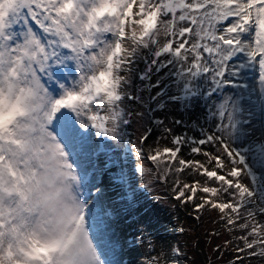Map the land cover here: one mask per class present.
Segmentation results:
<instances>
[{
    "label": "snow or ice",
    "instance_id": "6c2138e0",
    "mask_svg": "<svg viewBox=\"0 0 264 264\" xmlns=\"http://www.w3.org/2000/svg\"><path fill=\"white\" fill-rule=\"evenodd\" d=\"M152 46L185 78L208 76L209 96L219 93L210 110L216 123L200 138L174 136L163 170L158 148L135 147L138 171L167 183L191 166L205 182L177 176L174 198L191 203L197 220L206 207L218 210L229 232L247 230L234 250L264 256V0H0V264H110L91 235L103 221L81 191V157L92 130L122 139L121 72ZM241 56L247 63H234ZM68 61L80 75L54 94L52 69ZM251 63L258 92L234 79ZM209 145L211 169L183 158L172 169L184 147L199 155Z\"/></svg>",
    "mask_w": 264,
    "mask_h": 264
},
{
    "label": "rangeland",
    "instance_id": "374dc122",
    "mask_svg": "<svg viewBox=\"0 0 264 264\" xmlns=\"http://www.w3.org/2000/svg\"><path fill=\"white\" fill-rule=\"evenodd\" d=\"M133 11H136L135 6ZM126 31H128L127 27ZM108 39L112 40L114 37H108ZM246 39H251V35L246 34ZM161 42H164L163 39ZM125 46L130 48L131 44L128 43ZM154 50L155 46L139 48L122 69L121 75L124 76V82L120 89L122 100L119 103L123 111L122 118L126 121L120 129L122 139L113 141L96 135L95 130H92V133L88 135V143L83 149L84 155L81 159L83 170L87 172V179L81 191L88 204L94 205V211L103 221L91 233L94 243L103 253L102 258L109 260L110 264H199L192 246L195 243L199 245L200 238L207 235V231L201 233L203 219L210 225L223 226L212 232L211 236L219 242L218 245L221 247L219 264H241V260L233 259L234 256H231L235 251H232V248L244 246L234 237L245 235L247 230L237 228L229 232L224 221H220L219 212L213 209L206 212L201 220H197L195 219L197 213L193 211L191 203L184 204L174 198L172 181L177 176L181 183L189 184L194 180L203 184L206 177L194 171L191 166H186L178 174L174 171L170 173L167 183L159 182L154 176L148 177L138 171L135 147L143 143L145 151L149 148L153 150L158 148L161 151L159 168L163 170L164 161L169 159V155L163 153V149L174 147L172 144L174 136L200 138L204 129L212 131L216 123L210 115V110L214 101L218 99L219 93H217L218 96H209L213 86L208 76L200 74L194 78H185L177 64L172 65L174 60L171 56L156 57ZM241 62L247 63L246 58L241 56L239 60H234L237 64ZM52 72L53 79L49 87L55 86L54 94H58L59 83H70L80 75L72 61L54 67ZM167 75L172 82L168 81ZM177 76L179 89H170V86H173V79ZM234 79L237 84H248L256 88L258 92V65L251 63ZM227 91L236 94L240 89ZM170 94L171 98L174 94L178 95V99L170 100ZM190 98L196 104L190 102ZM256 98L254 93L252 99ZM254 122L257 125L260 124L259 109ZM141 124L144 128L146 127L144 133L140 131ZM81 131L85 130L81 129ZM261 132H264V129ZM144 137H147L146 141ZM203 151L215 154L216 150L211 145L202 146V153L196 155L191 154L188 147H184L172 162V169L180 167L178 164L180 158L200 161L211 169L215 162L207 164V157L203 155ZM149 166H151L150 162ZM226 167L230 170L231 165ZM116 175L120 177L118 180L114 179ZM136 175L137 180L133 181ZM244 182L250 181L245 179ZM209 184L212 185V182L209 181ZM97 188L100 191H97ZM146 188H151L156 197L147 198L149 194H143ZM202 195L204 194L197 192V203L200 202L199 197ZM135 200L139 202L134 203ZM125 208L129 211L128 213H125ZM185 210L189 213L186 214ZM134 213L137 217L132 223H128L126 219H130L129 216L133 217ZM152 214H155L159 221L155 216H149ZM257 219L264 220V217H257ZM243 222L240 220L237 223ZM134 240L139 242L133 245ZM226 241L231 243L226 244ZM174 249H179L180 252L177 253L173 251ZM252 251L258 253L259 249L240 253L242 256L240 258H243L242 264H264V256L249 255ZM200 263L213 264L205 259Z\"/></svg>",
    "mask_w": 264,
    "mask_h": 264
},
{
    "label": "trees",
    "instance_id": "16d2710c",
    "mask_svg": "<svg viewBox=\"0 0 264 264\" xmlns=\"http://www.w3.org/2000/svg\"><path fill=\"white\" fill-rule=\"evenodd\" d=\"M142 124L140 125V131L142 133H144V131H146V129L142 128ZM226 170H227V167H226ZM161 187V186H160ZM210 210V208H206L204 210H202L200 213H199V219L201 220L204 216V214L206 212H208ZM212 210V209H211ZM214 210V209H213ZM217 212H219L218 210H216ZM186 214L188 212V210H185ZM220 214V213H219ZM149 216H155L158 221H159V218L155 215V214H152V215H149ZM191 216V215H189ZM220 217H221V214H220ZM219 217L220 221L223 222V220H221V218ZM192 219V218H190ZM161 222V221H160ZM201 222H203L202 224V230H201V233H204L205 231H207V235H204L200 238V244L197 245V243L193 244L192 248H194V251H195V254L197 256V259L199 260V264L200 261H203L204 259L207 261H209L210 263H213V264H219L220 260H219V257H220V250H221V247L218 245L219 242L211 236H212V232H214L216 229L218 228H222L223 226L222 225H210L209 223H207L206 221L204 222L203 219L201 220ZM218 222V221H217ZM216 223V221H215ZM196 227L199 226V225H195ZM199 230H200V227H199ZM227 232V231H226ZM225 233V232H224ZM209 236V237H208ZM218 245V246H217ZM217 246V248H216ZM227 246V245H226ZM190 249V248H189ZM233 249V250H232ZM231 250L234 251V248H232ZM179 250V249H178ZM230 250V249H229ZM180 252V250H179ZM227 252V251H225ZM224 252V253H225ZM187 254V253H185ZM234 255H231V256H234L233 259H239L241 260L240 257L241 254L237 251H234L233 253ZM204 256V257H203ZM206 256V257H205ZM243 259V258H242Z\"/></svg>",
    "mask_w": 264,
    "mask_h": 264
}]
</instances>
